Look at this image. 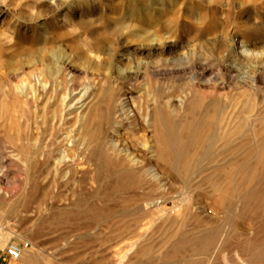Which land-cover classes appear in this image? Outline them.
Here are the masks:
<instances>
[{"label":"rangeland","instance_id":"rangeland-1","mask_svg":"<svg viewBox=\"0 0 264 264\" xmlns=\"http://www.w3.org/2000/svg\"><path fill=\"white\" fill-rule=\"evenodd\" d=\"M129 1L0 0V264H264V0H177L151 61L109 37Z\"/></svg>","mask_w":264,"mask_h":264},{"label":"bare ground","instance_id":"bare-ground-1","mask_svg":"<svg viewBox=\"0 0 264 264\" xmlns=\"http://www.w3.org/2000/svg\"><path fill=\"white\" fill-rule=\"evenodd\" d=\"M142 1H145V0H130L129 2H127L122 7L121 6H115L114 8L108 9L105 18L108 21L107 30H108L109 37L117 38L119 41L121 40L123 42L126 40L129 41L131 38H135L138 40L140 39L141 43L135 50H130L128 47H125L123 49L125 51V55L129 58L133 55L145 54L148 57V59L151 61L156 57L163 56L164 54H166L165 52H167V51H175L176 52L178 50V48L180 47L178 45L179 43L177 44V43L172 42V40H168L164 36V33L170 32L173 29H176L175 25L179 21V12L182 9L180 2L177 0H151L150 2L145 4V2H142ZM70 6H74V5L72 4ZM170 14L173 15L174 17L167 18V19L164 18L165 15L168 16ZM76 26L81 31H84V29H86V27H88V23L85 21H82V22H78L76 24ZM163 31H165V32H163ZM86 45H88L87 42H86ZM37 51H38V49H37ZM37 54H38V52H37ZM49 58L50 57L42 56V59H41L42 64L45 65V62L48 61ZM110 67H112V63H110ZM42 74H43L42 76H45L44 73H42ZM202 74L203 73L200 72L199 75L201 76ZM137 75H138V73L136 71H130L127 74V76L124 78H134ZM48 76H49V73H48ZM191 79L193 81H195L197 79V77L195 76V77H192ZM108 99H109V101H111V103H109V105L107 106V108L105 109L103 114L101 115V117L99 119L100 125H102V123L106 124L107 127L106 128L104 127L105 129L115 128V126H116L115 125V114L116 113H118L117 117L121 118L120 123H123L125 119H129L130 123H131L130 129L134 132V137H131V140L128 141L129 149L134 150V148H136L139 152H141L142 156L145 155V152H147V150L151 149V152L153 153V156L155 157L156 156V146L150 143L148 138H146L145 134L140 133L141 130H143V129L149 130L153 126V124H154L153 113L151 111L145 109L144 105L141 104L140 105L141 115L144 116V121L146 123H140L136 116H134V117H130V115L125 116L126 107L128 105L126 102V98L123 99V102L120 104L119 107H116V105L114 104V98L113 97H111L109 95ZM157 99L159 100L160 105L167 106L166 103H163L161 101V98H157ZM83 102L84 101H81V104ZM78 103H79V101H78ZM168 103L173 104V101L171 99H169ZM82 106H83V104L81 105V107ZM166 110H167V108H166ZM97 115H99V114H97ZM175 116H176V114H175ZM172 118H173V116H172ZM146 119H147V121H146ZM163 129H165V128L163 127ZM206 133H208V132H206ZM133 138H135V140L138 141L142 146L141 147L136 146V142L133 141ZM121 145H122V139L120 140V146ZM113 149L115 152H120L119 147L117 149L116 146H113ZM157 149H159V148H157ZM159 151H161V150H159ZM130 154H134V152L131 151ZM145 160L141 159L138 161L141 164H143L146 162ZM15 264H19V263L16 262Z\"/></svg>","mask_w":264,"mask_h":264},{"label":"built area","instance_id":"built-area-1","mask_svg":"<svg viewBox=\"0 0 264 264\" xmlns=\"http://www.w3.org/2000/svg\"><path fill=\"white\" fill-rule=\"evenodd\" d=\"M5 250L6 254L11 260L19 261L22 256L23 247L20 243L14 242L6 246Z\"/></svg>","mask_w":264,"mask_h":264}]
</instances>
